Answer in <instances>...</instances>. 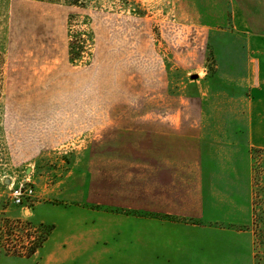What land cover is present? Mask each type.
Instances as JSON below:
<instances>
[{
  "label": "rangeland",
  "instance_id": "rangeland-1",
  "mask_svg": "<svg viewBox=\"0 0 264 264\" xmlns=\"http://www.w3.org/2000/svg\"><path fill=\"white\" fill-rule=\"evenodd\" d=\"M208 4L209 0H0L1 227L13 220L6 216L22 207L12 200V178L34 168L35 176L48 178L46 182L61 191L46 201L36 197L30 205L35 207V225L49 239L38 260L250 264L249 248L230 242V235L220 230L225 224L162 217L198 216L185 204L156 202L133 187L121 191L120 185L111 195L109 183L97 198L91 178L82 182L89 186L78 199L80 187L68 184L63 190L60 183L88 149L142 154L150 150L146 135L130 133L101 142L98 131L113 117H194L206 131L211 127L208 118L224 123L226 118L238 122L247 116L251 94L242 98L238 78L215 75L217 65L224 63L220 59L231 53H225L223 41L210 39L216 31L196 22L203 19ZM195 74L198 78L192 79ZM243 127L229 125L236 132ZM232 136L225 133L219 139L230 141ZM246 163L250 172L243 178L248 177L253 196L248 229L255 231L256 264H264V150L252 149ZM133 179L136 188L144 186L143 177ZM188 187L184 186L185 195ZM98 200L103 202L97 204ZM1 227L0 264H31L3 250ZM34 257L38 256L29 258Z\"/></svg>",
  "mask_w": 264,
  "mask_h": 264
},
{
  "label": "crops",
  "instance_id": "crops-1",
  "mask_svg": "<svg viewBox=\"0 0 264 264\" xmlns=\"http://www.w3.org/2000/svg\"><path fill=\"white\" fill-rule=\"evenodd\" d=\"M198 11L201 12L199 8ZM204 12L203 19L196 22L216 31L210 39L214 43L217 40L223 41L221 43L225 53H231V56L225 54L220 59L224 63L217 65L215 75L218 78H238L244 93L242 98L247 93L251 94L247 103V116L243 120L237 119L238 122L233 121L234 118H226L224 123L217 117L208 118L211 127L206 131L200 126V120L194 117H164L160 121H147L144 117H113L109 122L103 123L98 131L101 142L114 140L117 136L125 137L130 133L146 135L150 138V150L147 148L142 154L113 148L88 149L85 156L66 171L60 183L63 190L68 184L71 188H82L77 189L78 199L84 198V191L89 186L82 182L91 178L95 180L94 191L97 198L103 197L104 184L109 183L112 184L111 195L120 185L121 191L132 190L133 187L135 192L143 191L145 197L156 202L164 203L166 199L172 205L185 204L191 210L194 209L198 216L162 217L225 224L226 228H220L222 233L230 235V242L248 247V262L256 264L255 231L248 229L252 220L253 196H250L248 177L243 176L250 172V165L246 160L251 156V150H264V0H209ZM219 28L220 31L217 30ZM218 95L222 93L218 92ZM221 124L225 126L216 127ZM233 124L244 125L243 131H232L229 125ZM225 133H231L235 138L241 134L242 137L240 140L232 138L230 141H222L219 137ZM241 159L245 160L243 164ZM28 171L19 179L12 178V182L31 179L37 190L36 197L44 201L61 192L56 189L57 185L52 187L46 182L48 178L35 176L34 168ZM135 175L137 179L139 176L143 177V187L136 188L137 182L133 179ZM186 184L189 186L187 195L184 189ZM159 189L162 193L155 194ZM99 202L103 200L96 201L97 204ZM11 213V216L6 217L22 218L33 223L36 221L35 207L26 205L21 207L20 212ZM3 217L0 216V227ZM45 243L37 258H26L22 262L60 263L57 260H38L42 257Z\"/></svg>",
  "mask_w": 264,
  "mask_h": 264
},
{
  "label": "built area",
  "instance_id": "built-area-1",
  "mask_svg": "<svg viewBox=\"0 0 264 264\" xmlns=\"http://www.w3.org/2000/svg\"><path fill=\"white\" fill-rule=\"evenodd\" d=\"M10 189L12 200L16 205L22 207L28 205L29 207L36 199L35 185L29 178L12 182ZM1 232L3 250L9 255L25 258L38 255L47 240V236L40 226L22 218L4 223Z\"/></svg>",
  "mask_w": 264,
  "mask_h": 264
},
{
  "label": "water",
  "instance_id": "water-1",
  "mask_svg": "<svg viewBox=\"0 0 264 264\" xmlns=\"http://www.w3.org/2000/svg\"><path fill=\"white\" fill-rule=\"evenodd\" d=\"M197 78H198V75H197V74L192 75V79H197ZM6 183L9 184V183H10V180L7 179V180H6Z\"/></svg>",
  "mask_w": 264,
  "mask_h": 264
}]
</instances>
